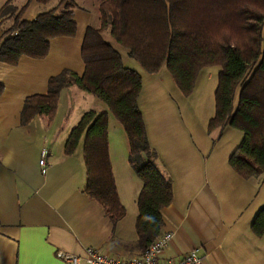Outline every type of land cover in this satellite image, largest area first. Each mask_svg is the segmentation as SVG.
Returning <instances> with one entry per match:
<instances>
[{"label":"crops","instance_id":"1","mask_svg":"<svg viewBox=\"0 0 264 264\" xmlns=\"http://www.w3.org/2000/svg\"><path fill=\"white\" fill-rule=\"evenodd\" d=\"M73 14L76 34L51 39L44 58L21 56L15 65L0 62V264H68L56 257L57 250L82 254L87 246L124 257L142 250L135 231L141 181L117 175L109 143L117 193L126 209L121 219L112 222L83 191L82 141L72 154L63 152L70 129L86 111L70 117L72 85L61 90L50 120L37 115L24 125L20 121L24 98L44 94L51 75L62 69L83 72L80 48L93 16L78 5ZM2 30L0 23V41ZM151 74L147 95L156 104L148 120L140 109L157 167L172 183V200L162 209L161 233L173 235L161 258L178 259L196 249L200 264H264V233L251 230L264 206V177L245 178L228 163L242 131L231 126L207 131L213 108L205 107L197 117L192 107H174L162 99L164 82L183 98L169 72L162 73L161 67ZM43 148L47 150L44 175L38 163ZM127 154L123 163L121 155L125 172L130 166Z\"/></svg>","mask_w":264,"mask_h":264},{"label":"trees","instance_id":"2","mask_svg":"<svg viewBox=\"0 0 264 264\" xmlns=\"http://www.w3.org/2000/svg\"><path fill=\"white\" fill-rule=\"evenodd\" d=\"M11 1L0 7V23L12 19L2 30L0 62L15 65L21 56L44 58L51 39L76 34L74 0H60L58 12L52 8L31 19L20 16L25 5L18 8ZM35 1L45 4L49 0ZM98 12V27L88 25L82 39V74L62 69L51 75L44 94L24 98L20 121L24 125L37 115L50 120L61 90L71 85L106 104L124 130L128 162L141 181L135 231L136 244L143 250L162 234V209L172 200V183L157 167V154L146 134L138 104L142 77L123 64L120 53L101 33L109 29L146 72L165 66L184 95L192 92L203 67L218 65L214 112L207 131L225 126L242 131L228 163L245 178H263L264 0H99ZM81 141L86 175L83 191L116 222L126 209L113 175L106 111H84L70 129L63 152L72 154ZM251 230L256 235L264 233V206L255 215Z\"/></svg>","mask_w":264,"mask_h":264},{"label":"rangeland","instance_id":"3","mask_svg":"<svg viewBox=\"0 0 264 264\" xmlns=\"http://www.w3.org/2000/svg\"><path fill=\"white\" fill-rule=\"evenodd\" d=\"M5 2L6 0H0V7ZM59 2L60 0H49L47 3L41 4L36 2L35 0L11 1V3L16 5L18 8L25 5L20 16L21 18H26V19H31L35 17L38 13L52 8H57L56 12H58L62 8V5L57 7ZM74 2H76V6L77 5L85 6L88 9V11L92 14L93 18L90 22L91 25L95 27L99 25L98 24L99 13L97 10L96 0H74ZM11 23H12V19H5L3 20V27L6 28L10 26ZM101 34H102V38L105 41L109 42L120 53L123 64L129 68L136 70L142 76V80H143L142 86L145 88L140 92L138 103H139V107L142 109L145 118L148 120V118L152 114L151 107H154L156 104L155 102H151L150 101L151 97L147 95L148 87H146V84L150 79V77H152L151 76L152 74L146 72L137 62L136 59L128 55L126 48L120 45L111 36L109 29L103 30ZM218 70H219L218 65L203 67L199 71L197 78L195 80L194 88L189 95H184L178 88L180 93L183 95V98L180 96V94H177L179 93L177 92L178 90H176V92L175 90L171 91L173 90V87L170 86L169 88L168 84L164 82L162 85L163 88L162 99L166 98V100H168L170 104L174 105V107L194 108L197 117H200L205 112V107H208L210 111L212 108L214 110V89L217 84ZM162 73H168V70L165 66L162 67ZM208 74H210V76ZM72 89L73 90H71V99L73 102L72 104L73 108L70 117L75 118L76 114H79V112L81 113L83 110H88V109H93L96 112L106 111L108 113V136L110 143V151L112 154L114 166L117 170L116 171L117 175L124 177L123 176L124 174L127 178H130L132 181H138L139 178L137 177L131 166H129L128 170L126 169L125 172V170L123 171V167L121 165V155H122V163H123V158H124L123 155L126 154L128 151V142L124 130L122 129L118 120L109 111L106 104L103 103L101 100H99L95 95L83 91L76 85H72ZM165 107H169V105H166ZM127 173L131 174L132 176H129Z\"/></svg>","mask_w":264,"mask_h":264},{"label":"built area","instance_id":"4","mask_svg":"<svg viewBox=\"0 0 264 264\" xmlns=\"http://www.w3.org/2000/svg\"><path fill=\"white\" fill-rule=\"evenodd\" d=\"M46 156L47 150L43 148L38 161L40 172L43 175L47 172ZM172 235L171 232L160 234L140 253L130 257L104 253L91 246L84 247L82 254H69L57 250L55 255L68 264H200L202 257L198 255L196 249L187 251L178 259L161 258V254Z\"/></svg>","mask_w":264,"mask_h":264},{"label":"clouds","instance_id":"5","mask_svg":"<svg viewBox=\"0 0 264 264\" xmlns=\"http://www.w3.org/2000/svg\"><path fill=\"white\" fill-rule=\"evenodd\" d=\"M8 162H9L8 159H5V160H4V163H5V164H8Z\"/></svg>","mask_w":264,"mask_h":264}]
</instances>
